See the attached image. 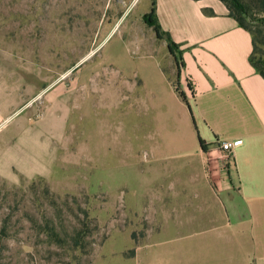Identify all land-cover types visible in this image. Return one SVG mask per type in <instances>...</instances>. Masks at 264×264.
Returning <instances> with one entry per match:
<instances>
[{
	"label": "rangeland",
	"instance_id": "374dc122",
	"mask_svg": "<svg viewBox=\"0 0 264 264\" xmlns=\"http://www.w3.org/2000/svg\"><path fill=\"white\" fill-rule=\"evenodd\" d=\"M241 1L264 69V9ZM148 10L149 0H0V84H23L0 140L22 122L52 138L25 141L40 173L0 179V264H159L167 243L193 240L198 219L175 209V171L163 167L176 157L175 117L161 121L134 86L166 67L176 86L181 65Z\"/></svg>",
	"mask_w": 264,
	"mask_h": 264
},
{
	"label": "crops",
	"instance_id": "0c3cea01",
	"mask_svg": "<svg viewBox=\"0 0 264 264\" xmlns=\"http://www.w3.org/2000/svg\"><path fill=\"white\" fill-rule=\"evenodd\" d=\"M152 8L160 31L180 49L177 87L167 67L134 86L148 90L146 106H159L161 121L175 117L176 157L163 167L175 171V209L198 219L193 240L167 243L159 264H264V78L250 63L252 36L220 0H149ZM22 91V83L0 84V125L11 107L22 106ZM26 124L0 140V179L9 183L40 173L26 140L52 145L35 124L25 133ZM230 139L241 143L226 153L220 144ZM149 145L153 156L159 153V144Z\"/></svg>",
	"mask_w": 264,
	"mask_h": 264
},
{
	"label": "trees",
	"instance_id": "16d2710c",
	"mask_svg": "<svg viewBox=\"0 0 264 264\" xmlns=\"http://www.w3.org/2000/svg\"><path fill=\"white\" fill-rule=\"evenodd\" d=\"M220 1H222L225 4L227 9L229 10V15L236 20L238 25L246 29L247 31H249V33L252 36L253 51H254L255 42H254L252 31L250 29V23H249L250 15H249V10L247 6L241 0H220ZM258 2L262 5V8L264 9V0H258ZM263 18L260 20H264ZM143 19L149 26L153 25L157 36H160L162 34L157 23L155 22L153 8L150 10L149 13H146L143 15ZM171 44H175V43L172 42ZM250 63L256 68L259 74L264 78V69H261L260 67L258 68L253 62V52L250 56Z\"/></svg>",
	"mask_w": 264,
	"mask_h": 264
},
{
	"label": "built area",
	"instance_id": "2783aa9c",
	"mask_svg": "<svg viewBox=\"0 0 264 264\" xmlns=\"http://www.w3.org/2000/svg\"><path fill=\"white\" fill-rule=\"evenodd\" d=\"M240 143H241V139H230V140H226V141L221 142L220 148L224 152L228 153L231 149H233L234 147H236Z\"/></svg>",
	"mask_w": 264,
	"mask_h": 264
}]
</instances>
